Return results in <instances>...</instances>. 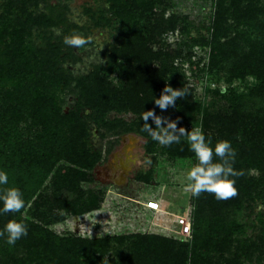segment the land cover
Masks as SVG:
<instances>
[{"label":"trees","instance_id":"1","mask_svg":"<svg viewBox=\"0 0 264 264\" xmlns=\"http://www.w3.org/2000/svg\"><path fill=\"white\" fill-rule=\"evenodd\" d=\"M70 0H0V171L23 193L25 207L0 213V231L11 219L28 232L10 246L0 237V264H264V215L248 235L245 213L264 205V0H213L208 31L196 28L189 14L173 12L174 0H105L98 27L115 32L105 50V64L75 75L64 66L66 35L79 26L67 17ZM170 12V13H169ZM169 13V15H168ZM197 35H192L193 30ZM61 30L60 34L56 31ZM169 33L181 37L176 48ZM209 49L203 73H223L226 88L207 90L213 101L195 98L182 62L187 49ZM255 82L239 90L236 81ZM166 84L188 87L175 107L155 105ZM172 120L191 131L200 127L211 139L231 142L238 195L218 200L214 194L191 193L192 237L179 240L158 234L106 235L85 238L54 232L50 225L69 216L101 208L105 194L84 185L95 183V169L106 156L93 135L135 134L145 155L197 163L186 137L170 146L142 131L144 111ZM130 114V120L114 117ZM149 124L155 127L149 119ZM108 151V152H109ZM218 161V158H215ZM154 169L136 180L150 183ZM3 202L0 201V209Z\"/></svg>","mask_w":264,"mask_h":264},{"label":"rangeland","instance_id":"2","mask_svg":"<svg viewBox=\"0 0 264 264\" xmlns=\"http://www.w3.org/2000/svg\"><path fill=\"white\" fill-rule=\"evenodd\" d=\"M174 3L173 12L189 14L196 28L202 29L204 33L208 31L213 0H174ZM67 4L69 6L67 11L68 20L79 26V29H75L74 33L83 34L85 37L91 36L93 40L84 49L69 46L67 54L72 56L67 58L64 66L75 75L87 74L94 65L106 63L105 50L113 43L116 34L108 28L98 27L95 24V19L90 15L91 12L88 14L89 10H91L97 18L99 10L106 5L105 0H70L67 1ZM60 32L61 30L56 31L57 34H60ZM192 35H197L195 29ZM180 39L181 37L178 36V33H169L166 37L167 44L171 45L172 48H176ZM189 50L193 54L191 60L187 58V60L182 62L178 59L176 61L177 65L182 64L190 86L195 89V98L204 104H209L213 101V97L207 90L226 88L225 75L223 73L209 75L201 71L208 64L209 49L195 46L187 49L185 55ZM254 82V78H248L246 82L236 81L234 86L239 90H244L246 86ZM111 117H122L128 120L132 118L130 114H112ZM128 135L130 134L112 136L102 142L95 131L92 138L95 148L103 149V151L110 148L102 163L107 162L113 153L120 151L122 140L130 139L127 137ZM140 138L141 140L137 143L138 146L145 143V139ZM136 148H140L136 152L144 160V168L141 171L147 170L149 167L154 169L155 176L150 183L145 184L137 181L135 173L129 183H123V186L106 184V182H100L102 180L101 177H95V183L84 185V188L92 187L93 190L104 192L105 197L101 208L88 213L90 216L83 218L81 221L76 216H69L59 223L51 224L50 228L60 235L68 233L81 235L85 238H100L106 235L121 234H158L168 237L170 233L167 228H174L172 215H184L191 206V192L186 190V188L189 183L187 173L193 166V162L183 159L172 160L159 154L156 157H148L141 146L134 147V149L132 148L128 151L135 152ZM139 166L140 163L137 167L139 168ZM116 168H118V165ZM110 191L113 194L110 195ZM148 198L162 199L164 201L163 204L169 210V216L163 213L147 212L139 208L137 202ZM261 214L264 215L263 204L256 206L253 213H245L244 220L248 224V235L254 234L253 222L258 225L257 217ZM152 223L159 226L155 228ZM174 239H178V237Z\"/></svg>","mask_w":264,"mask_h":264},{"label":"clouds","instance_id":"3","mask_svg":"<svg viewBox=\"0 0 264 264\" xmlns=\"http://www.w3.org/2000/svg\"><path fill=\"white\" fill-rule=\"evenodd\" d=\"M92 40L91 36L85 37L83 34L73 33L66 35L63 43L73 48L84 49L86 45L92 43ZM187 95H189L187 85L177 89L166 84L159 98H155V105L161 111H166L169 107H175L176 101ZM141 119L144 121L142 131L148 133L152 140L160 145L178 144L182 137H186L190 150L197 160L187 173L189 183L186 190L190 191L194 197L198 198L202 193L207 192L214 194L218 200H228L238 195L234 178L243 175V172L233 167L237 153L230 141L220 140L213 148L211 139H206L202 128L193 127L191 131H188L184 127H178L179 118L172 120L157 115L155 109L144 111ZM149 119L154 122L155 127L149 124ZM214 157L218 158V161ZM7 184V173L0 171V186ZM0 201L3 202L0 213L3 214L18 213L25 207L23 193L16 187L0 188ZM27 232V226L22 220L11 219L0 231V237L6 234V242L14 246L18 240L27 235ZM101 264H110L108 257L104 256Z\"/></svg>","mask_w":264,"mask_h":264},{"label":"flooded vegetation","instance_id":"4","mask_svg":"<svg viewBox=\"0 0 264 264\" xmlns=\"http://www.w3.org/2000/svg\"><path fill=\"white\" fill-rule=\"evenodd\" d=\"M128 137V136H127ZM143 148V145H140ZM137 145V147H140ZM131 147L130 139H126V141L122 140V146L119 152L113 153L109 160L107 162H104L100 164L95 169V177H101L102 180L100 182H106V184L115 185L117 186L120 183V176L123 172L121 166V159L125 158L124 154L129 150ZM140 148H136L134 153L137 155V162L132 165L131 173L128 177V181L125 183H129V181L132 179V175L135 173L136 175L144 168L143 163V157L137 153ZM137 151V152H136ZM140 163L139 168L137 165ZM118 165V168L116 166ZM136 177V176H135Z\"/></svg>","mask_w":264,"mask_h":264},{"label":"built area","instance_id":"5","mask_svg":"<svg viewBox=\"0 0 264 264\" xmlns=\"http://www.w3.org/2000/svg\"><path fill=\"white\" fill-rule=\"evenodd\" d=\"M110 191V195H111ZM113 193V192H112ZM137 205L139 208H142L144 211L154 212V213H163L169 216V210L167 206H163L161 199L148 198L144 201H138ZM192 205L184 215H172L174 218V228L169 227L168 237H178L179 240H188L192 237ZM90 216V214L76 216L78 220H82ZM157 225V224H156ZM159 226V225H157ZM174 233V234H171Z\"/></svg>","mask_w":264,"mask_h":264},{"label":"water","instance_id":"6","mask_svg":"<svg viewBox=\"0 0 264 264\" xmlns=\"http://www.w3.org/2000/svg\"><path fill=\"white\" fill-rule=\"evenodd\" d=\"M128 137L134 139V143H135L131 148H129V150H131L133 147H137V143H139L141 138L134 134H130L128 135ZM124 156L125 158L121 159L120 168H122L123 172L120 176V183L118 184L119 186H123V183L127 181L132 170V165L135 164L138 160L137 155L133 151L125 152Z\"/></svg>","mask_w":264,"mask_h":264},{"label":"crops","instance_id":"7","mask_svg":"<svg viewBox=\"0 0 264 264\" xmlns=\"http://www.w3.org/2000/svg\"><path fill=\"white\" fill-rule=\"evenodd\" d=\"M130 143H131V147H132L135 144L134 139L130 138ZM133 149H134V147H133ZM161 202H162V204L164 203V201L162 199H161ZM163 206H165V204H163Z\"/></svg>","mask_w":264,"mask_h":264},{"label":"bare ground","instance_id":"8","mask_svg":"<svg viewBox=\"0 0 264 264\" xmlns=\"http://www.w3.org/2000/svg\"><path fill=\"white\" fill-rule=\"evenodd\" d=\"M111 194H113V193L111 192ZM152 226L155 227V228H157V225H156V224H153V223H152Z\"/></svg>","mask_w":264,"mask_h":264}]
</instances>
